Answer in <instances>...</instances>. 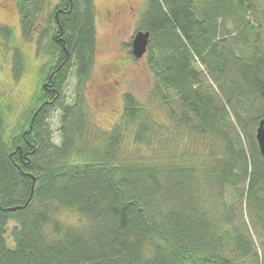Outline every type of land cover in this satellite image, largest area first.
I'll return each mask as SVG.
<instances>
[{
    "label": "trees",
    "instance_id": "trees-1",
    "mask_svg": "<svg viewBox=\"0 0 264 264\" xmlns=\"http://www.w3.org/2000/svg\"><path fill=\"white\" fill-rule=\"evenodd\" d=\"M195 1L145 0L139 30L150 32L148 107L125 93L117 123L99 133L83 98L95 55L93 0H58L52 7L48 0H15L23 39L45 20L39 40L48 38L50 63L36 108L8 142L0 107V264H236L223 241L237 257L257 261L251 241L229 218L208 216L204 196L221 198L231 187L264 227V158L255 137L264 120V52L253 47L236 55L232 43L242 36L219 39L217 22L237 13L238 25L249 26L246 13L253 12L264 27V0H215L200 18ZM13 34L0 25L5 41ZM70 68L74 100L65 104L60 92ZM21 71L15 49L13 76ZM157 102L172 123L167 134L153 110ZM54 109L60 110L58 143L47 123ZM235 125L242 142L231 137ZM130 127L134 144L151 149L150 159L120 158ZM63 212L76 213L83 224L64 223Z\"/></svg>",
    "mask_w": 264,
    "mask_h": 264
},
{
    "label": "rangeland",
    "instance_id": "rangeland-1",
    "mask_svg": "<svg viewBox=\"0 0 264 264\" xmlns=\"http://www.w3.org/2000/svg\"><path fill=\"white\" fill-rule=\"evenodd\" d=\"M58 0H48L52 7ZM215 0H196L193 8L197 17L204 11L214 10ZM145 0H93L94 25H95V55L90 79L83 89L84 111L91 128L96 132H109L117 123L122 111V98L125 93H131L143 106L149 103V95L153 86V76L147 64V52L140 59L131 55V41L139 30V19L144 9ZM216 9V8H215ZM249 26L242 27V21L238 25V14H231L225 18L219 16L218 38L231 42L235 37L237 42L232 46L236 55H248L257 48L264 52V27H258L257 15L253 12L246 13ZM257 21V23H256ZM0 25L11 27L14 30L13 38L5 41L0 35V107L3 110L2 138L8 142L10 137L17 133L26 113L36 108L35 98L38 96L41 80L45 69L49 66L50 58L44 54L48 38L39 40L40 34L46 28L45 20L40 21L30 40L23 39L20 28L15 0H0ZM20 51L22 56V71L20 76H13L14 50ZM243 52V53H242ZM196 66L202 71L203 77L213 85L205 68L196 60ZM75 78L73 68L69 69L60 96L63 102L71 103L74 100ZM171 97L173 93L169 92ZM171 105L175 101L170 102ZM165 106L157 102L154 104V112L161 121L166 134L173 129L172 123L165 116ZM176 106V104L174 105ZM148 107V106H147ZM60 110H51L47 117V123L52 133L53 141H59ZM231 137L242 142V136L237 126H234ZM133 128L130 127L122 145L120 158L140 157L148 160L152 156L151 149L137 146L132 139ZM163 136V133H160ZM239 134V136H238ZM179 144L177 155L184 151V144ZM200 153L206 155L209 147L200 148ZM206 198L208 216L212 219L225 221L229 218L233 225L240 229L241 233L249 238L253 249L257 254V261L251 257H237L232 254L227 244L223 241L224 254L236 264H264V227L257 223L256 219L248 213L244 196H240L235 190L227 186L222 197L212 194ZM228 216V217H227ZM61 220L74 227H80L82 220L74 212H63ZM15 226L8 224L6 235L7 245L12 246L9 231ZM222 230H227L224 226Z\"/></svg>",
    "mask_w": 264,
    "mask_h": 264
},
{
    "label": "water",
    "instance_id": "water-1",
    "mask_svg": "<svg viewBox=\"0 0 264 264\" xmlns=\"http://www.w3.org/2000/svg\"><path fill=\"white\" fill-rule=\"evenodd\" d=\"M150 32L138 30L131 41V55L135 59H140L147 52L149 44ZM256 141L260 154L264 158V120H261L259 126L256 129ZM17 207L10 208L11 211L16 210Z\"/></svg>",
    "mask_w": 264,
    "mask_h": 264
},
{
    "label": "flooded vegetation",
    "instance_id": "flooded-vegetation-1",
    "mask_svg": "<svg viewBox=\"0 0 264 264\" xmlns=\"http://www.w3.org/2000/svg\"><path fill=\"white\" fill-rule=\"evenodd\" d=\"M44 103H50L48 100L44 101Z\"/></svg>",
    "mask_w": 264,
    "mask_h": 264
}]
</instances>
